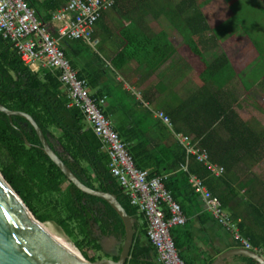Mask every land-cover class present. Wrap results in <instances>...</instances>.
I'll return each instance as SVG.
<instances>
[{"label": "trees", "instance_id": "trees-1", "mask_svg": "<svg viewBox=\"0 0 264 264\" xmlns=\"http://www.w3.org/2000/svg\"><path fill=\"white\" fill-rule=\"evenodd\" d=\"M24 1L39 19L50 17L54 11L67 3V0ZM116 2L120 1L114 0V5ZM151 2L142 0L139 4L145 10L152 9L158 17L164 15L167 18L181 35L183 44L202 62L211 77L227 80L226 72H218L230 65L228 55L222 48V40L212 33L200 0H156L155 2L161 6H153ZM226 2L228 6L226 14L234 17L236 29H241L242 23L259 8L261 18L242 28L251 44L259 48L264 42V0ZM137 29L138 27L134 26V31ZM163 37L164 40L158 44L156 50L169 53L174 49V45L167 40L166 34H163ZM76 47L78 49L74 52L71 48ZM61 48L75 69L78 58L88 55L90 50L87 43L80 39L63 40ZM164 61V57L159 58L160 63ZM110 63L115 69L118 68L114 60ZM250 64L237 74L239 99L244 98L245 92L250 91L256 84H262L264 79L262 57H258ZM77 75L82 78L79 72ZM136 87L139 89L140 85ZM143 94L149 107L134 99L120 81L115 89L91 93V96L104 99L101 109L106 117L114 119L113 115L119 113L118 118L115 117L117 119L113 128L127 140L128 150L135 165L140 169H148L150 175L162 176L164 186L170 191L172 199L179 203L186 216L189 215L186 208L188 204L198 209L202 201L193 191L189 181L190 174L205 178L210 190L219 196L224 205L229 198H238L240 195L246 197L243 202L246 213L244 217L234 214L230 216L237 222L240 235L247 239L251 246L261 249L264 254V180L253 175V178L242 187L244 192H241L234 184L235 181L239 184V180L244 176L241 177L240 174V178L238 176L234 181L231 179L235 174L232 171L235 162L264 158V125L257 120L256 124H251L247 120L238 119L236 123L231 122L229 128L228 113L224 111L222 115L225 124L222 126L231 135L233 144L237 146V154L230 155V158L222 155L221 160H217L209 152L213 160L225 168L221 176H213L202 163L188 156L184 147L170 135L167 127L153 116L152 108L161 109L159 100L152 99L150 92ZM132 98L134 100L128 103L127 99ZM0 103L9 109L23 111L33 116L50 146L84 184L116 196L133 218L135 230L139 218L135 216L136 209L129 203L112 175L109 156L102 148L99 138L91 128L83 126L84 114L81 109L69 103L67 90L60 82L57 71L49 68L41 71L32 70L22 62L13 43L1 35ZM12 120L18 128L10 124L6 114L0 112V149L6 156V162L0 159L3 173L40 221L54 222L59 226L86 259L100 257L97 252L103 248L96 232L100 230L105 235L119 236L123 239L124 226L120 216L107 202L82 192L65 177L48 155L37 146L40 145V140L33 126L25 118L12 116ZM22 133L31 146L25 144ZM242 149H245V153H241ZM224 187L229 189V196H225L222 190ZM66 191L69 200L63 203L62 194ZM59 207L63 209V216L59 214ZM143 231L147 237L145 228ZM185 235L190 236L186 224L171 228L173 243L183 260L180 253L188 246L186 241H183L182 236ZM147 241L148 245H140L134 235L131 257L126 264H150L147 259L157 254L148 238ZM232 246H241V242L234 239ZM114 257L118 258V255ZM240 258L246 259L245 256ZM184 261L189 264L188 261Z\"/></svg>", "mask_w": 264, "mask_h": 264}, {"label": "crops", "instance_id": "crops-1", "mask_svg": "<svg viewBox=\"0 0 264 264\" xmlns=\"http://www.w3.org/2000/svg\"><path fill=\"white\" fill-rule=\"evenodd\" d=\"M141 6L139 3L116 2L114 7L106 11L94 29V36L100 40L97 46L99 53L94 51V56L88 54L78 58L75 70L88 81L89 91L95 94L103 90L108 91L109 88L115 89L119 81L125 88H136L140 85L138 90L150 92L152 99L159 100L176 132L187 135L192 142L207 148L217 160H221L222 155L229 158L230 155L236 156L237 146L222 126L225 124L222 114L227 111L229 128L231 122L236 123L238 119L247 120L251 124L256 121L251 120L253 109L245 99L249 91L245 92L244 98L238 97V72L229 65L218 72H226L227 80L211 77L202 62L183 44L182 37L169 21H163L152 9L145 10ZM147 12L152 17L147 16ZM135 25L140 27V35L134 34ZM144 30L147 32L143 34ZM163 34H166L167 40L174 45V49L169 53L156 50L158 44L164 40ZM151 42L153 47L148 44ZM71 49L76 52L75 49L78 48ZM89 49L91 50L90 47ZM161 57L165 58L162 63L159 62ZM112 60L118 68L115 69L111 65ZM44 68L46 67L42 69ZM104 68H109L107 74ZM134 99H127V102ZM241 153H245V149H242ZM249 164L247 159L235 162L232 167L235 173L231 177L232 181L240 175V170H248ZM234 187L244 192V188L236 181ZM222 190L225 196L230 195L229 189L224 187ZM245 200L246 197L240 195L238 198H229L223 206L229 215L243 218L246 214L243 203ZM186 208L189 215H185V224L190 236H182L183 241L188 244L180 253L184 260L189 264H210L217 254L233 247L232 235L219 226L205 210L203 201L198 209L190 207V204ZM144 228L145 223L140 216L134 235L140 245L146 246L148 241ZM240 256H229L220 264L256 263L250 258L242 259ZM147 261L150 264L160 263L156 255Z\"/></svg>", "mask_w": 264, "mask_h": 264}, {"label": "built area", "instance_id": "built-area-1", "mask_svg": "<svg viewBox=\"0 0 264 264\" xmlns=\"http://www.w3.org/2000/svg\"><path fill=\"white\" fill-rule=\"evenodd\" d=\"M113 5L114 0H67L50 17L39 19L24 0H0V35L13 43L22 62L32 70L41 71L46 67L57 71L60 82L67 90L69 103L78 106L84 114L83 126L92 129L108 154L111 173L136 209L135 216H142L147 238L156 251L158 261L161 264H187L180 258L171 236V228L184 225L187 220L179 203L172 199L162 176L150 175L148 169L135 165L127 140L118 134L112 119L106 117L101 109L104 99L90 95L88 81L78 77L61 48L63 40L79 39L85 41L91 50L97 48L100 40L94 36L95 25ZM127 90L143 106L149 107L139 90L132 86H127ZM151 111L184 147L188 156L202 163L213 176L224 173V166L213 160L207 148L172 128L166 112L160 109ZM189 181L214 220L239 240L242 247L264 258L261 249L254 248L240 235L237 222L232 220L219 196L210 190L205 178L190 174Z\"/></svg>", "mask_w": 264, "mask_h": 264}, {"label": "water", "instance_id": "water-1", "mask_svg": "<svg viewBox=\"0 0 264 264\" xmlns=\"http://www.w3.org/2000/svg\"><path fill=\"white\" fill-rule=\"evenodd\" d=\"M0 112L7 115L10 124L14 127L16 126L12 116L25 118L33 126L40 140V145L37 146L48 155L65 177L82 192L107 202L118 213L124 226V237L118 258L106 255L93 260L86 259L78 250L73 249L75 250L73 252L71 248L52 236L32 217L33 211L0 170V264H126L131 257L135 232L134 220L116 196L84 184L50 146L46 135L29 113L9 109L1 103ZM22 138L27 146L32 145L23 133ZM65 243L68 241L65 240ZM77 252L80 253L81 258L75 254ZM232 255L245 256L257 264H264V258L260 254L242 246L220 252L210 264H220Z\"/></svg>", "mask_w": 264, "mask_h": 264}, {"label": "rangeland", "instance_id": "rangeland-1", "mask_svg": "<svg viewBox=\"0 0 264 264\" xmlns=\"http://www.w3.org/2000/svg\"><path fill=\"white\" fill-rule=\"evenodd\" d=\"M119 1H120L119 3H122V4H137L142 0H119ZM151 1H152L151 3H153V6H155V5L161 6V4H159V3L157 4L155 2L156 0L155 1L151 0ZM200 2H201V5L203 7L202 9H203L204 15L210 23L212 33L215 36H218L222 40V42H221L222 48L228 55V58L230 60V67L232 69H234L235 71H237L239 73L241 71V69L244 70L245 68H247L249 65H251L250 63L253 62L255 59H257L258 57H262V59L264 61V42L262 43V45L259 48H255L251 44V42L249 41V39L247 38V36L245 35V33L242 30V28L250 26L251 24H253L254 22H256L257 20H259L261 18L262 13L259 10V8H257L253 13H251L250 16L246 19V21H244L242 23L241 29H239V28L236 29V28H234V22H235L234 17H232V16L229 17L226 14V9L228 7L226 0H200ZM146 15L150 16V13L147 12ZM150 17H152V16H150ZM159 17L163 21L168 22L167 18H165L164 15H160ZM135 27L136 28L138 27L136 34L140 35L142 33L140 27L137 25H135ZM232 29L234 31H232ZM146 32H147V30H144L143 34ZM142 35L140 36V38L143 37ZM148 44L152 45L151 47H153L152 42L148 43ZM94 51L98 52V49L95 48L93 50H89L88 54L90 56H94ZM78 61H77V63H78ZM102 67H104V65H102ZM103 70L106 72V74L109 72V68H104ZM135 89H137V87ZM89 93L91 95L92 92L89 91ZM141 94H142V97L144 98L143 92H141ZM245 99H246L247 103L250 106H252V109H253L251 120H257V121H259V123L264 125V79L262 80V84H260V85L256 84V86H254L249 91V94H247ZM249 109L251 110V107H249ZM160 110L164 111L165 109L161 108ZM117 115H119V113L116 112V116H114V119L112 118L113 124L116 121V119L118 118ZM115 117H117V118L115 119ZM254 124H256V123H254ZM257 127H260V126H257ZM5 158H6V156H5L4 152L0 149V159L2 161H5ZM249 162H250V164H249L250 167L248 170H245V171L240 170L239 171L240 172L239 174H241V177H242V175L244 176L243 177L244 179L241 178L239 180V184H240L241 188L243 186H245V183L249 182L253 178V175H257L264 180V158L249 160ZM0 170L2 171L1 161H0ZM239 178H240V176H239ZM68 200H69V194L66 191L62 194V202L66 203V202H68ZM59 214H60V216H63V214H64L63 209H61V207H59ZM51 223L60 232V234L62 235L64 240L68 241V243L74 249L78 250L75 247V245L73 244L71 238L65 236L62 229L59 226L55 225L54 222H51ZM96 235L98 236L99 242H101V244L103 246V249L101 251L97 252L99 256H105V255L117 256V255H119L120 249L122 246V242H123L122 238H118V239L114 238L113 239L110 236L99 235L98 230L96 232Z\"/></svg>", "mask_w": 264, "mask_h": 264}, {"label": "bare ground", "instance_id": "bare-ground-1", "mask_svg": "<svg viewBox=\"0 0 264 264\" xmlns=\"http://www.w3.org/2000/svg\"><path fill=\"white\" fill-rule=\"evenodd\" d=\"M28 208V207H27ZM30 211V210H29ZM32 217L39 223L41 224V226H43L47 232H49L52 236H54L55 238H57L58 240H60L61 242H63V244H65L68 248H71V250L73 252H75V250H73L74 248L69 244V243H65L64 238L62 237V235L60 234V232L53 226L52 223L50 222H42L40 221L38 218H36L37 216H34L33 213H31ZM38 219V220H37ZM78 257L81 258L80 253H75Z\"/></svg>", "mask_w": 264, "mask_h": 264}, {"label": "flooded vegetation", "instance_id": "flooded-vegetation-1", "mask_svg": "<svg viewBox=\"0 0 264 264\" xmlns=\"http://www.w3.org/2000/svg\"><path fill=\"white\" fill-rule=\"evenodd\" d=\"M99 231V235H105V234H103L100 230H98ZM105 236H109V235H105ZM110 237H112L113 239L114 238H116V239H118L119 238V236H117V237H113V235H111ZM100 244H101V242H100ZM101 246H102V244H101ZM102 248H103V246H102ZM104 251V250H103Z\"/></svg>", "mask_w": 264, "mask_h": 264}]
</instances>
